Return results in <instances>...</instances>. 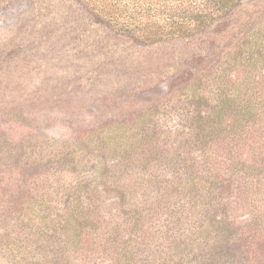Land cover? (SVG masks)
Wrapping results in <instances>:
<instances>
[{"label": "rangeland", "instance_id": "374dc122", "mask_svg": "<svg viewBox=\"0 0 264 264\" xmlns=\"http://www.w3.org/2000/svg\"><path fill=\"white\" fill-rule=\"evenodd\" d=\"M261 29L264 0H244L205 31L157 44L113 32L80 0H0V228L20 223L47 187L60 192L52 195L60 206L71 199L66 218L75 202L105 207L90 214L93 225L84 217L62 226L55 245L39 260L30 252L26 264H264V169L235 173L207 148L184 145L207 128L218 95L243 80L236 63ZM113 135L136 143L135 160L150 148L162 161L125 162L108 144ZM190 150L193 169L222 176L223 186L176 185L170 163ZM100 161L150 180L147 193L132 192L139 179L122 182L124 196L104 192L115 184L94 174ZM151 173L176 186L164 193ZM17 186L19 198L10 192Z\"/></svg>", "mask_w": 264, "mask_h": 264}, {"label": "trees", "instance_id": "16d2710c", "mask_svg": "<svg viewBox=\"0 0 264 264\" xmlns=\"http://www.w3.org/2000/svg\"><path fill=\"white\" fill-rule=\"evenodd\" d=\"M90 13L100 22L106 24L113 32L128 35L144 44H157L178 38L193 36L205 31L218 20L225 18L242 6L244 0H80ZM256 32H258L256 36ZM251 40L253 42H251ZM252 44V45H251ZM244 54L236 63L239 73H242L243 80L238 85L229 86L228 95L224 92L218 95L217 101L211 108L210 115L206 120V129L195 137L194 140L184 141L185 147L207 148V154L216 164H227L232 170H242L249 176L256 173V169H264V29L253 31L248 36V43L244 47ZM227 81V80H226ZM225 83V82H224ZM234 87V88H233ZM109 143L118 147L122 153L121 158L127 163H141L149 166L154 161H162L159 158L158 151L147 148L142 144L144 157L142 160H135L137 155L136 143L133 140H121L122 136H110ZM117 139V140H116ZM147 141V140H146ZM138 143V142H137ZM198 143V145H196ZM148 146V145H147ZM171 148V147H169ZM155 149V148H154ZM167 152V150H166ZM191 152L183 163L179 160L170 163L174 171L170 175L174 177L173 181L178 180L176 185L183 190L191 188L195 192L202 193L203 190L209 191L217 185H222L224 180L222 176H211L205 178L201 170H194L190 162L194 161ZM179 157V154H176ZM41 160L44 157L40 158ZM101 168L94 174L114 179V184L104 192L115 196H124L122 182L129 187L136 183L137 178H127L124 173L118 170V173H112L106 168L102 161L98 163ZM168 165L169 163H157ZM192 164V163H191ZM148 168V167H147ZM151 169H155L151 166ZM94 170V169H93ZM160 170H157V173ZM56 173L54 170L53 174ZM200 174V175H199ZM161 177L164 174L160 175ZM151 183L156 180L160 189L168 193L169 187L176 186L174 182L168 184L165 181L158 183V175L151 173ZM65 178V182L69 181ZM132 179V180H131ZM140 189L135 188L132 192H138L145 195L149 188L150 180L138 178ZM137 179V180H138ZM59 181L62 178L58 179ZM134 181V182H133ZM149 181V182H148ZM144 182V183H143ZM57 183V182H56ZM65 184V183H64ZM201 188L203 190H201ZM225 188V187H223ZM41 194L40 201L34 198L30 202L29 212L22 216H16L20 223L15 224L14 219L9 222V228H0V264H26L30 257V252L35 251L29 258L39 260L41 253L39 250L44 246H54L58 241L56 235L62 226L73 228L78 225L80 218L86 217L90 223V214L99 211L103 212L104 206L95 204L91 200L90 206L85 208L80 202H75V208L72 207L70 217H65L64 210H68L67 203L71 199L66 198L64 206H60V200H56L52 195L59 196L54 188ZM19 186L11 189L10 192L15 197L24 195L19 193ZM129 190V189H128ZM150 191V190H149ZM249 191V190H248ZM100 193V196L104 195ZM51 195L50 197H48ZM99 196V195H98ZM54 203V204H52ZM45 205V206H44ZM34 207V208H33ZM64 207V208H62ZM33 208V209H32ZM45 210L41 215L39 211ZM27 209V210H28ZM63 210V211H62ZM80 225V224H79ZM60 226V228H58ZM20 228V232L15 234ZM5 231V232H3ZM67 231V230H66ZM4 234V235H2ZM79 241V240H78ZM65 242V241H64ZM51 257L57 254V249H53ZM49 252V253H51ZM29 263V262H28Z\"/></svg>", "mask_w": 264, "mask_h": 264}]
</instances>
